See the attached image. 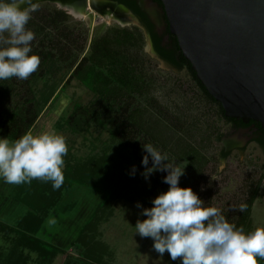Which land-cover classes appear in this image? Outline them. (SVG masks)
<instances>
[{
	"label": "trees",
	"instance_id": "16d2710c",
	"mask_svg": "<svg viewBox=\"0 0 264 264\" xmlns=\"http://www.w3.org/2000/svg\"><path fill=\"white\" fill-rule=\"evenodd\" d=\"M154 1L161 7L159 1ZM120 2L127 4L145 23L157 56L174 68L186 69L205 99L216 106L222 121L234 127L246 126L240 120L224 117L221 105L207 94L195 78L194 71L182 56L176 39L169 33L167 26L165 34L169 36L170 44L163 47L160 38L152 32V26L140 10L131 2ZM163 17L166 22L164 15ZM26 27L36 34L30 55H38L40 65L27 80L15 77L0 80V136L14 141L30 133L44 110L72 82H76L84 89L85 95L80 101L73 103V111L63 121V125L86 140L92 138L95 143L106 133L109 138L106 150L111 151L112 156L105 153L101 156L94 174L99 177L98 184L81 179L71 180L68 177H64V182L102 190L107 195L106 203L112 199H124L151 208V201L160 193L167 192L169 186L163 183L166 171L153 172L147 180L141 175L145 171L141 161L147 155L142 146L150 143L168 155V163H186L185 173L178 186L194 189L196 181L204 176L212 159L191 143L183 144L180 139H168L173 117L153 95L154 79L149 73L150 58L143 53L145 39L142 31L138 28L108 27L89 42V29L83 23L72 22L68 14L48 3L38 4V10L32 13ZM254 125L258 134L254 142L262 152L261 174L242 203L247 204V210L243 213L239 211L232 224L243 228L245 233H249L252 205L264 180V130L258 123ZM90 131H96L98 137H89ZM222 136L221 133H215L213 141L218 143ZM229 155V151L220 149L218 158L226 160ZM133 166L136 171L134 175H130ZM147 167H152L150 157ZM50 186L46 185V188L50 189L52 195L44 198L48 202L44 201L37 207L33 201H27L33 197L31 191L34 189L30 188L33 186L19 184L17 201L29 210L42 214L38 217L35 215L37 213L28 212L30 216H36L33 227L23 232L0 223V230L17 235L28 243L25 246L26 243L19 241L20 246L41 255L38 261L43 264H50L63 252L34 237L44 222L47 210L54 205L55 197H59V192L63 190L61 187L53 191ZM24 221L25 218L21 220L22 223ZM258 264H264V260L258 258Z\"/></svg>",
	"mask_w": 264,
	"mask_h": 264
},
{
	"label": "rangeland",
	"instance_id": "374dc122",
	"mask_svg": "<svg viewBox=\"0 0 264 264\" xmlns=\"http://www.w3.org/2000/svg\"><path fill=\"white\" fill-rule=\"evenodd\" d=\"M41 3H48L66 13L53 1ZM69 16L72 22H81L89 29V42L96 35H101L108 27L136 28L128 16L123 18L128 20L127 24L120 25L112 20H105L95 10L83 13L82 18H76L71 14ZM143 53L150 58L149 73L154 79L153 95L173 117L168 139L171 141L180 139L183 144L191 143L212 159L204 176L196 181L192 191L204 202L205 207L209 204V207L217 208L227 222L233 224L239 206L247 199L260 177L262 165L260 147L245 131L230 134L229 126L219 117L216 106L205 99L186 69L163 65L150 56L146 45ZM84 95V89L76 82H72L71 86L44 110L40 121L36 122L30 133L35 135L51 130L63 135L68 147V153L63 157L64 177L98 184L99 177L94 175L96 166L103 153L112 156V152L106 150L108 135L104 133L99 142L95 143L92 138L86 140L63 125V121L73 111V103L80 101ZM90 133L89 137H98L96 131ZM215 133H221L225 137L231 136L215 143L213 141ZM0 138L4 137L0 136ZM227 144H230L228 146L230 155L226 160H219L218 153ZM263 182L264 180L252 205L249 232L256 228H264ZM29 184L34 190L31 191L33 197L28 198L27 201H33L37 207L44 201L48 202L44 198H50L52 195L50 189L46 188V185L52 186L50 181L33 179L31 183H27ZM51 186L49 188H52ZM61 187L63 190L59 192V197H55V203L47 210L45 218L47 219L52 211H56V224L62 227L65 238L63 240L68 243L67 245H72V249H65L58 254L53 259V261L57 259L55 264L60 262L65 264L68 261L73 264H181L180 258L172 261L167 251L161 257L153 249L151 238H142L135 233L134 227L137 221L142 222L147 219L141 215L142 210L149 207L140 204L141 207L137 208V203L124 199H112L106 203L107 195L104 191L83 185L63 182ZM18 188L19 184H8L0 179V222L25 232L26 229L33 227V222H36L34 218L42 214L17 203L15 199H17L16 195L18 196ZM53 191L57 190L53 189ZM11 193L15 195L13 198L10 197ZM25 211L37 214L36 216L26 214L24 223L20 221L17 225L18 218ZM29 217L32 219L30 220ZM54 221L50 222L51 226L54 225ZM19 241H23L26 243L25 246H28V243L17 235L0 230V264H12V261L6 263L9 257L26 264L40 260L41 255L29 248H24L23 253L13 254L14 250L17 251Z\"/></svg>",
	"mask_w": 264,
	"mask_h": 264
},
{
	"label": "clouds",
	"instance_id": "9594fccd",
	"mask_svg": "<svg viewBox=\"0 0 264 264\" xmlns=\"http://www.w3.org/2000/svg\"><path fill=\"white\" fill-rule=\"evenodd\" d=\"M37 10L34 0H0V80H27L37 71L40 57L30 55L36 34L26 27ZM142 148L147 155L141 161L145 167L141 175L147 180L153 172L166 171L163 183L169 188L151 201V208L142 210L147 219L138 220L134 229L140 237L153 240V249L161 257L167 251L172 261L180 258L181 264H258V258L264 260V228L245 233L228 223L220 210L205 207L191 188L178 186L186 163H168V155L150 143ZM67 153L65 137L51 130L26 133L11 142L0 138V179L8 184L50 181L58 190L64 182ZM149 157L152 167H147ZM135 171L133 166L130 175ZM246 210L247 204L239 206L241 213Z\"/></svg>",
	"mask_w": 264,
	"mask_h": 264
},
{
	"label": "water",
	"instance_id": "95a60500",
	"mask_svg": "<svg viewBox=\"0 0 264 264\" xmlns=\"http://www.w3.org/2000/svg\"><path fill=\"white\" fill-rule=\"evenodd\" d=\"M44 1L52 2L34 0ZM157 1L182 56L224 117L264 130V0ZM146 47L166 64L148 40Z\"/></svg>",
	"mask_w": 264,
	"mask_h": 264
},
{
	"label": "flooded vegetation",
	"instance_id": "af4514ba",
	"mask_svg": "<svg viewBox=\"0 0 264 264\" xmlns=\"http://www.w3.org/2000/svg\"><path fill=\"white\" fill-rule=\"evenodd\" d=\"M53 2L61 3L62 6L61 9L65 10L67 14H71L76 18H82L83 13H89L92 10H95V12L100 13L101 15H109L113 16L116 20H120V22L116 20H112L115 23H119L120 25L127 24L128 20L123 19L124 17H129V20L134 23L133 26L138 28L140 31H142L144 39H145V45L147 44V40L150 42L152 50L153 43L150 33L147 30V27L145 23L142 22L141 18L136 15L132 9L125 3L120 2V0H77L80 1L81 5H75L77 2L75 0H52ZM58 1V2H57ZM128 2H131L134 4L140 12L144 15L145 19L148 21V23L152 26V32L157 35V37L160 38V44L163 47H168L170 44L169 36L165 34L166 31V22L163 17V12L161 10V7L159 6V3L154 0H125ZM73 5V6H72ZM91 6V8L88 9L86 6ZM76 6L80 9L77 10L75 15L70 10L77 9ZM127 17V18H128ZM155 52V51H154ZM159 57V56H158ZM155 59V58H154ZM157 60V59H156ZM158 61V60H157ZM230 128V134L234 133H240V132H247V134L250 135L251 138L256 139L258 138V134H256V127L254 123H248L245 127H234L232 124H227ZM231 135L226 136L229 138ZM225 136L221 137L219 142H222L225 138ZM230 144H227L226 146H223V150L228 152L230 147H228Z\"/></svg>",
	"mask_w": 264,
	"mask_h": 264
},
{
	"label": "crops",
	"instance_id": "0c3cea01",
	"mask_svg": "<svg viewBox=\"0 0 264 264\" xmlns=\"http://www.w3.org/2000/svg\"><path fill=\"white\" fill-rule=\"evenodd\" d=\"M38 121H40V119ZM14 196L12 195V193L10 194L11 198H13ZM15 200L17 201V199H15ZM17 203H19V202L17 201ZM19 204H21V203H19ZM55 212H56L55 210L52 211L49 214V216L47 217V219L45 218L43 225L39 228V230L36 232L34 237L40 239L41 241H43V242H45V243H47V244H49L51 246L59 248L62 251H64L65 249L66 250L72 249V245H67L68 243L66 244V242L63 240V239H65L64 236H63V229H61L62 227L59 224H56V222H57L56 217L57 216H56ZM26 214H28V212L25 211L22 214V216L20 218H18L17 225L19 224V222L21 220H23L24 218L25 219L27 218ZM53 221H54V225L51 226L50 222H53ZM2 224H4V223H2ZM5 225H7V224H5ZM8 226H10V225H8ZM11 227H13V226H11ZM48 227H50V228H48ZM63 244H66V245H63ZM16 248H17L16 249L17 251L14 250L13 254L16 253V252L23 253L24 252V248H26V247H24V246L22 247V246L19 245ZM10 258L11 257L8 258L6 263L12 261V264H26V263H24L22 261L17 262V261H14L12 258L11 259ZM56 260L57 259H55V261H52L50 264H55ZM28 264H43V263H40L39 261H37L35 263L33 262V263H28ZM59 264H62V262H60Z\"/></svg>",
	"mask_w": 264,
	"mask_h": 264
},
{
	"label": "bare ground",
	"instance_id": "6f19581e",
	"mask_svg": "<svg viewBox=\"0 0 264 264\" xmlns=\"http://www.w3.org/2000/svg\"><path fill=\"white\" fill-rule=\"evenodd\" d=\"M75 1L77 2L75 5H78V6L81 5L80 1H77V0H75ZM57 2H58V1H57ZM59 5H62V4L59 3ZM72 6H73V5H72ZM60 7H62V6H60ZM86 7H88V9L91 8L90 5H89V6L87 5ZM76 8H77V9H75V10H70L74 15H75V13L77 12V10L80 11V9H79L77 6H76ZM102 16L104 17L105 20H113V19L116 20L113 16H109V15H102ZM102 16H101V17H102ZM105 20H104V21H105ZM116 21H118V22L121 23L120 20H116Z\"/></svg>",
	"mask_w": 264,
	"mask_h": 264
},
{
	"label": "built area",
	"instance_id": "2783aa9c",
	"mask_svg": "<svg viewBox=\"0 0 264 264\" xmlns=\"http://www.w3.org/2000/svg\"><path fill=\"white\" fill-rule=\"evenodd\" d=\"M263 189H264V182H263Z\"/></svg>",
	"mask_w": 264,
	"mask_h": 264
}]
</instances>
